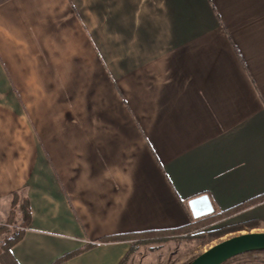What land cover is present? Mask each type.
I'll list each match as a JSON object with an SVG mask.
<instances>
[{"label": "crops", "instance_id": "1", "mask_svg": "<svg viewBox=\"0 0 264 264\" xmlns=\"http://www.w3.org/2000/svg\"><path fill=\"white\" fill-rule=\"evenodd\" d=\"M15 192L0 264H121L101 239L264 194V0H0V214Z\"/></svg>", "mask_w": 264, "mask_h": 264}, {"label": "rangeland", "instance_id": "2", "mask_svg": "<svg viewBox=\"0 0 264 264\" xmlns=\"http://www.w3.org/2000/svg\"><path fill=\"white\" fill-rule=\"evenodd\" d=\"M12 200L8 216L6 217L7 214H0V226L5 225L9 228L0 234V248L1 244L8 237L21 229L23 217L20 210V206L23 204V199L21 197L18 206L16 207L14 222L10 225L7 224V219L13 209ZM228 225L229 222L222 219V221L215 222L209 227L203 228L201 230L202 236L197 235L199 232L195 230L184 235H157L148 240H143L141 243L137 244L135 251L123 261V264H185L204 252L210 246L251 230L249 228L237 230L215 238L208 234L209 231ZM252 231H264V229H253ZM133 243L135 244L136 242ZM227 264H264V252L239 255L236 256V258L231 259Z\"/></svg>", "mask_w": 264, "mask_h": 264}, {"label": "trees", "instance_id": "3", "mask_svg": "<svg viewBox=\"0 0 264 264\" xmlns=\"http://www.w3.org/2000/svg\"><path fill=\"white\" fill-rule=\"evenodd\" d=\"M20 199V195L18 192L13 193V200H12V207L11 213L7 219V224H12L15 219L16 215V207L18 206ZM264 201V194L259 195L257 197H254L248 201H245L235 207H232L230 209L224 210V211H214L212 214L200 217V218H194L192 217V220L189 224L174 228V229H164V230H152V231H142V232H135V233H128L121 236H113V237H107L103 238L100 241L101 242H108V241H119V240H131L133 243V247L129 254L127 255L126 259L135 251V248L138 243H141L143 240H148L149 238H153L157 235L166 236V235H184L189 234L193 231H198L199 233L197 235L202 236L201 230L203 228L209 227L211 224L221 221L224 218H227L237 212H240L252 205L258 204L260 202ZM20 210L22 212V222H21V229L17 230L12 236L8 237L2 244L1 249L3 251V255L10 254V249L12 246H14L18 241H20L24 235V229L27 228L31 222V210L28 201L25 199L23 200V204L20 206ZM260 223L258 221H251L246 223H239L235 225L230 226H224L219 229H215L213 231H209V235L211 237H220L223 236L226 233L237 231V230H244V229H252L253 227H257ZM8 226L1 225L0 226V234L6 230H8ZM94 244L89 245L85 248L78 249L76 251L70 252L67 255L59 258L56 260L53 264H61L62 262L68 260L69 258L76 256L77 254H80L81 252L87 250L88 248L92 247ZM257 252H264V250H254L246 252L245 254H251V253H257ZM236 258V257H233ZM231 258V259H233ZM194 259V258H193ZM192 259V260H193ZM231 259L226 261L223 264H227ZM191 260V261H192ZM190 262V261H189ZM188 262V263H189ZM185 263V264H188ZM123 264V262L121 263Z\"/></svg>", "mask_w": 264, "mask_h": 264}, {"label": "water", "instance_id": "4", "mask_svg": "<svg viewBox=\"0 0 264 264\" xmlns=\"http://www.w3.org/2000/svg\"><path fill=\"white\" fill-rule=\"evenodd\" d=\"M189 207L194 218H200L215 211L207 194L190 199ZM254 250H264V231H249L222 240L197 255L188 264H223L233 257Z\"/></svg>", "mask_w": 264, "mask_h": 264}]
</instances>
